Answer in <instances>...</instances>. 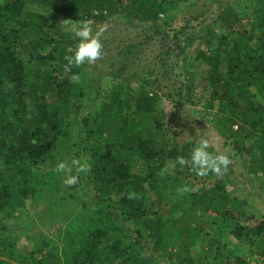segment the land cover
<instances>
[{
    "label": "trees",
    "instance_id": "obj_1",
    "mask_svg": "<svg viewBox=\"0 0 264 264\" xmlns=\"http://www.w3.org/2000/svg\"><path fill=\"white\" fill-rule=\"evenodd\" d=\"M186 1L0 0V213L42 198L52 204L48 216H57L71 201L78 210L68 211L73 214L57 236L63 249L56 261L43 247L24 257L5 241L10 258L20 256L21 264H147L140 255L144 240L153 251L170 257L175 251L181 264H192L191 258L181 260L182 254L202 248L208 237L227 233L264 259V220L239 221L241 203L228 193L224 174L185 199L171 201L173 191L163 204L150 200L161 189L159 176L168 159L180 157L167 133L157 80L140 77L141 91L134 92L138 71H129L127 61L114 65L99 85L87 75L88 63L66 71L64 57L71 54L76 39L48 17L73 23L86 19L93 25L115 17L157 32ZM259 2L255 22L264 32V0ZM215 22L220 33L212 25L180 39L181 29L167 54L187 60V50L200 43L193 62L210 68V96L219 104L209 125L237 154L247 157V173L262 180L264 42L253 46L232 5L220 9ZM66 155L78 160L86 156L94 209L76 191L84 171H75L78 182L62 192V177L52 168ZM126 233L137 234L136 240L127 243ZM209 245L205 264H229L213 241ZM43 246H51L48 237ZM0 264L6 261L0 258Z\"/></svg>",
    "mask_w": 264,
    "mask_h": 264
},
{
    "label": "rangeland",
    "instance_id": "obj_2",
    "mask_svg": "<svg viewBox=\"0 0 264 264\" xmlns=\"http://www.w3.org/2000/svg\"><path fill=\"white\" fill-rule=\"evenodd\" d=\"M259 4V0H188L179 4L175 11H171L172 14L169 16L172 18L168 21V25L163 24L157 32L150 27H142L140 24L129 26L125 21L115 17L109 18L104 24H91L93 33L101 32L100 40L103 48L102 56L95 63L88 64L86 69L87 75L94 76L93 79L99 85L111 68L117 67L114 65L127 61L129 71L135 69L138 71L139 77L136 78L137 82L134 85L136 93L139 89L141 91L140 77L147 75L152 78L151 81L156 79L158 91L162 96L160 107L173 148L179 156L189 158L192 148L201 138L212 140L209 151L226 154L231 160L223 176L228 193L241 203L238 209L241 211L239 221L251 224L264 220V177L258 180L248 174L247 157L243 158L237 154L231 142L221 140L209 125L211 114L218 110L219 104L210 96L211 88L207 82L210 68L201 61L193 62L195 51L202 46L200 47V43L197 42L189 48L187 60H184V57H175L174 54L168 55L167 51L169 46L174 45L175 33L181 29L185 30L184 36L180 39L212 25L213 30L220 33V24L215 22V18L219 10L227 5H232L239 12L244 28L252 35L253 46L256 47L261 40L264 42V32L256 28L258 23L255 22L258 15L254 11L257 10L256 6ZM37 12L42 15L47 14L40 10ZM48 17L53 24H57L65 33L70 34L65 30V21H59L56 16ZM24 59L28 63L29 57L25 55ZM74 151L69 153L74 154ZM54 155L57 156V152ZM66 156H68L69 163L74 158L72 155ZM177 157V155H172L168 159L164 172L159 176L158 182L161 189L158 195L149 196L151 201L163 204L166 202L165 196L172 195L173 191L176 194L173 195L171 201L182 200L189 194L200 193L203 189H208L213 185L217 178L216 174L209 172L207 177L192 175L190 162L181 167L176 163ZM86 159V156H81L80 162L86 163ZM49 169L48 165L45 166L46 171ZM88 169L83 172L81 176L83 183L76 191L79 199L86 201L91 209H94L93 195L95 192L93 184L86 179ZM75 171L73 168L71 174ZM59 174L63 183V173ZM67 187L63 183L62 192L67 193ZM43 199L29 201L25 208L16 207L6 213H0V258L6 261V264H21L19 260L21 257L19 256V259L10 258L11 253L7 252L4 247L3 242L5 241L7 244L12 243L13 249L24 257L42 247L56 255L55 261L61 256L62 239L57 236L63 232L60 231L62 226L69 222L73 214L72 212L68 214V211L77 212L78 210L75 211V205L71 201L64 205L63 210L57 216L53 214L48 216L52 204L46 203ZM165 207L161 206L163 209ZM136 235L126 233L127 243L135 241ZM46 237L51 241L49 247L43 246ZM206 241L202 248H192L188 256L182 254L184 257L181 260L191 258L192 264H205L208 257L205 251L210 246L209 243L213 241L214 249L216 246L219 247V253L224 255L229 264H239L240 260L245 261V264H264L263 258L250 254L245 244L227 233L213 240L212 237H208ZM140 243V255L147 260V264H181L175 251L170 257L169 253L153 251L150 243L144 240Z\"/></svg>",
    "mask_w": 264,
    "mask_h": 264
},
{
    "label": "clouds",
    "instance_id": "obj_3",
    "mask_svg": "<svg viewBox=\"0 0 264 264\" xmlns=\"http://www.w3.org/2000/svg\"><path fill=\"white\" fill-rule=\"evenodd\" d=\"M91 24L92 21L86 19L75 23L65 21V30L76 39L75 46L69 49L71 54L64 57L67 61L65 64L66 71H70L73 66L80 67L86 63H95L102 56L101 32L93 33ZM212 142L210 139L201 138L192 148L189 158L177 157L176 163L183 167L190 162L191 170L199 176H206L209 172L217 176L223 175L227 171L231 160L226 154L209 151ZM88 167L89 165L81 163L78 159H72L70 163L65 159L56 164L54 171L63 173V183L71 186L75 185L79 179L78 175L71 174L72 169L75 168L76 172L79 173L87 171Z\"/></svg>",
    "mask_w": 264,
    "mask_h": 264
}]
</instances>
